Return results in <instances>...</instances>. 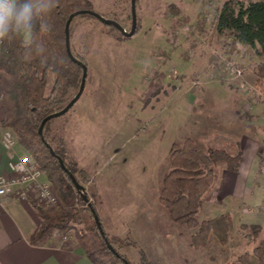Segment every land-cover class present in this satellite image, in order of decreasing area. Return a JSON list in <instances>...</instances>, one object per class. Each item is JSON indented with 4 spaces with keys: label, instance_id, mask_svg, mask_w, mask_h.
I'll list each match as a JSON object with an SVG mask.
<instances>
[{
    "label": "rangeland",
    "instance_id": "rangeland-1",
    "mask_svg": "<svg viewBox=\"0 0 264 264\" xmlns=\"http://www.w3.org/2000/svg\"><path fill=\"white\" fill-rule=\"evenodd\" d=\"M224 1L135 0L139 29L125 41L107 35V28L97 19L78 17L72 23L73 51L85 56L87 64L84 89L77 102L85 100L88 107L80 119L82 126H76L78 118L71 120L70 108L51 120L50 129L66 140L69 160L75 162L77 169L85 170V176L77 172L75 177L84 187L89 202L96 204L103 230L109 237L115 236L112 245L131 263L139 261L142 250L156 264H229L239 254L251 252L256 244L240 233V230L249 233L250 229L241 228L243 224L235 228L230 220L226 245H219L211 235L202 246L191 247V235L197 227L174 223L158 202L162 178L168 170V153L173 143L180 144L189 134L188 127L193 121L189 106L198 88L206 83H223L229 87L228 93L240 101L252 103L258 100L256 96L264 101V93L254 85L252 74L260 59L249 48L237 49L243 56L242 77L227 81L209 78L222 66L231 49L229 35L212 32L209 26ZM91 2L94 13L129 30L131 0ZM169 5L178 10V15L170 12ZM159 73L164 79L148 100L144 94L149 83H158ZM241 82L251 86L247 97V92L239 89ZM73 94L70 91L68 96ZM202 117H197L200 123ZM212 140L205 142L202 138L196 144L207 150L215 146ZM17 149L19 154H28L19 145ZM225 169L228 171L219 162L215 173L217 184L210 190L206 182L213 178H202L203 203L196 214L198 221L220 214L227 204L229 199L223 197L222 184ZM211 195L222 197L224 203L207 208ZM75 198L79 199L78 194ZM58 200L49 209L61 206L60 196ZM78 205L85 206V202L78 201ZM149 213L154 215L150 221ZM53 230L56 229L47 233ZM68 237L75 241L73 236ZM259 238H264V227Z\"/></svg>",
    "mask_w": 264,
    "mask_h": 264
},
{
    "label": "trees",
    "instance_id": "trees-1",
    "mask_svg": "<svg viewBox=\"0 0 264 264\" xmlns=\"http://www.w3.org/2000/svg\"><path fill=\"white\" fill-rule=\"evenodd\" d=\"M54 3L55 7L42 17L50 31L41 32V21H37L36 29L30 37V55L20 39L3 42L0 54V106L3 112L0 127L10 129L17 145L38 162L46 178L55 186L62 202L61 206L53 209L32 202L40 223L32 234L31 241L37 242L49 230L56 229L65 236H73L93 264H156L142 250L139 261L131 263L114 248L112 244L115 236L109 237L103 230L96 204L89 202L84 187L75 177L77 172L85 176V170L77 169L75 162L69 160L66 140L50 129L54 114L77 94L84 71L82 65H87L85 56L75 54L70 42L75 18L99 20L107 28L106 34L118 41H125L131 36L124 33L115 21L103 15L100 16L106 20L100 19L97 16L99 14L94 13L91 0H54ZM169 9L174 16L178 15V10L173 5H169ZM70 17L69 54L65 27ZM209 26L212 32L231 36L232 50L249 48L260 59L253 66L254 85L264 93V0L248 3L226 0L214 13ZM131 27L132 25L126 32ZM138 29L139 22L136 18L134 34ZM38 43L44 47V52L39 55L35 51ZM70 91H74V94L68 96ZM48 117L50 118L46 119ZM41 124L43 128L39 133ZM167 160L168 170L162 178L159 204L166 209L174 223L197 227L191 235V247L202 246L211 235L219 245H226L231 228L230 219L226 215L218 214L201 221L196 218L203 203L201 180L214 176L219 162H223L229 171H236L240 153L231 154L221 148L203 150L192 138L186 137L180 144H172ZM77 194L79 199L76 200ZM78 201L85 202V206H79ZM95 215L100 221L102 232L96 224ZM76 225L82 227L77 228ZM241 228L251 230L249 233L240 230V233L256 241V244L251 252L239 254L229 264H264V238L258 239L263 227L243 224Z\"/></svg>",
    "mask_w": 264,
    "mask_h": 264
},
{
    "label": "crops",
    "instance_id": "crops-1",
    "mask_svg": "<svg viewBox=\"0 0 264 264\" xmlns=\"http://www.w3.org/2000/svg\"><path fill=\"white\" fill-rule=\"evenodd\" d=\"M157 76L158 83H149L144 94L148 100L154 89L161 86L160 80L164 79V75L160 73ZM226 86L223 83H206L195 93L193 91L189 106L193 112L190 119L193 118V121L188 127L187 137L195 142L202 138L205 142L213 139L215 146L211 148H221L228 152L232 149L233 152L229 153H240L238 169L224 171L223 197L229 200L220 214L228 216L235 228L242 224L264 227V101L258 96V100L252 103L240 101L228 93L230 89ZM249 93L245 94L246 97ZM87 107L88 102L85 100L71 107V120L73 117L79 120L78 124L75 123L76 126H82L80 119L86 115ZM198 116H205L202 117V123L197 120ZM2 118L0 106V121ZM2 129L0 127V174L9 175L8 163L12 157L1 142ZM16 151L18 155L17 145ZM44 177L43 180L46 178ZM211 178L213 179L207 182L208 190L217 184L218 176L215 174ZM218 203H224L222 197L211 195L207 208ZM153 217L149 213V221ZM39 223L40 219L31 199H20L15 195L4 199L0 214V264H93L82 247L68 236L56 232L57 230L46 233L37 242H32L31 236Z\"/></svg>",
    "mask_w": 264,
    "mask_h": 264
},
{
    "label": "built area",
    "instance_id": "built-area-1",
    "mask_svg": "<svg viewBox=\"0 0 264 264\" xmlns=\"http://www.w3.org/2000/svg\"><path fill=\"white\" fill-rule=\"evenodd\" d=\"M2 48L3 43H0V54ZM237 49H228V58L224 60L221 67L212 72L210 76L208 75L209 78L227 81L243 76L245 68L240 64L243 56ZM239 85V89L244 93L250 92L251 86L243 82ZM1 142L12 159L8 163L10 174H0V214L4 199L10 195H15L20 199H31L32 202L46 208L58 204L59 195L49 180H43L44 173L40 169L38 162L28 154L17 155L16 138L10 129H2Z\"/></svg>",
    "mask_w": 264,
    "mask_h": 264
},
{
    "label": "clouds",
    "instance_id": "clouds-1",
    "mask_svg": "<svg viewBox=\"0 0 264 264\" xmlns=\"http://www.w3.org/2000/svg\"><path fill=\"white\" fill-rule=\"evenodd\" d=\"M54 7V0H0V43L20 39L28 49L27 54L30 55L32 44L30 37L36 29L37 21H41L39 24L41 32L50 31L49 25L42 21V17ZM35 51L37 55L42 54L43 45L36 44Z\"/></svg>",
    "mask_w": 264,
    "mask_h": 264
},
{
    "label": "water",
    "instance_id": "water-1",
    "mask_svg": "<svg viewBox=\"0 0 264 264\" xmlns=\"http://www.w3.org/2000/svg\"><path fill=\"white\" fill-rule=\"evenodd\" d=\"M134 1L135 0H131V8H132V27H131V30L129 32H126L124 29L121 28V26L117 25L128 36H132L134 34L135 28H136V17H135V13H134ZM97 16L100 19H102V20H106V19H104L100 15H97ZM70 19H71V17L68 19V21L66 23V27H65L66 46H67V51H68L69 54H70V51H69L68 24L70 22ZM77 62L82 65V63L80 61L77 60ZM82 66H83L84 71H83V75H82V79H81V84H80V87H79V90H78L77 94L73 97V99L63 109H61L59 112H56L54 114V116L61 115V114L65 113L67 110H69L74 105V103L78 100V98L80 97V95L82 94L83 89H84V85H85V78H86V67L84 65H82ZM49 118L50 117H48L46 119H49ZM42 128H43V124H41L40 127H39V133L42 132ZM59 161H60V164H62V161L60 159H59ZM69 175L72 177V175L70 173H69ZM72 179L75 181V179L73 177H72ZM93 212H94V210H93ZM95 221H96V224H97L99 230L102 232L103 230L101 228L100 221L98 220V217L96 215H95Z\"/></svg>",
    "mask_w": 264,
    "mask_h": 264
}]
</instances>
